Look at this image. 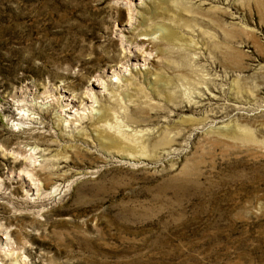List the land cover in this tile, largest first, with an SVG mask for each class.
<instances>
[{
  "label": "rangeland",
  "instance_id": "374dc122",
  "mask_svg": "<svg viewBox=\"0 0 264 264\" xmlns=\"http://www.w3.org/2000/svg\"><path fill=\"white\" fill-rule=\"evenodd\" d=\"M0 264H264V0H0Z\"/></svg>",
  "mask_w": 264,
  "mask_h": 264
},
{
  "label": "bare ground",
  "instance_id": "6f19581e",
  "mask_svg": "<svg viewBox=\"0 0 264 264\" xmlns=\"http://www.w3.org/2000/svg\"><path fill=\"white\" fill-rule=\"evenodd\" d=\"M141 51H142V53H143V56L146 55V54H148L147 49H144V48H143V49H141ZM149 54H150V53H149ZM136 56H137V55H136ZM142 61H145V59H142ZM143 63H144V62H143ZM121 66H122V65H121ZM121 66H120V67H121ZM98 82H100L99 79H98ZM100 83H101V82H100ZM102 83H103V82H102ZM90 95H91V94H90ZM91 97H92V102L96 101V100L93 98V97H94L93 95H91ZM39 107L42 108L43 106L39 105ZM70 108H71V106H69L67 109L64 108L63 110H64V111H67V110L70 109ZM74 111H75V110H74ZM70 112H71V111H70ZM56 123H57V125H58V124H59V120H57ZM128 157H129V156H128ZM129 158H131V157H129ZM32 175H33V173H32ZM32 175H31L30 178L33 179L34 181H36L37 178H36L35 176H34L35 178H33ZM34 181L31 182V183H33L32 186L36 187V190H37V189H40V188L38 187L37 183L34 182ZM54 189L58 190L59 187H56V188H54ZM54 189H53V191H51V192H55ZM4 238H5V239H8V236L6 235Z\"/></svg>",
  "mask_w": 264,
  "mask_h": 264
}]
</instances>
